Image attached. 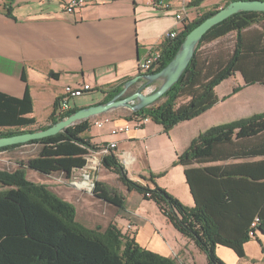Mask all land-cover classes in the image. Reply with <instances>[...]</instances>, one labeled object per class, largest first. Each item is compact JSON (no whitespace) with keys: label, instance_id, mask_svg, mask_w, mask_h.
I'll return each instance as SVG.
<instances>
[{"label":"trees","instance_id":"obj_1","mask_svg":"<svg viewBox=\"0 0 264 264\" xmlns=\"http://www.w3.org/2000/svg\"><path fill=\"white\" fill-rule=\"evenodd\" d=\"M219 10H211L186 25L177 38H168L159 48L160 65L155 73L173 60L193 29ZM263 22L264 13L241 12L213 27L178 83L154 104L132 112V117L149 119L169 133L180 123L215 107L220 101L216 88L238 73L244 87L264 86V26L253 30ZM233 34L232 50L227 55L203 51ZM23 80L27 82L24 74ZM129 80L119 87L102 89L108 94L102 103L113 100ZM242 89L235 87L233 94ZM60 100L55 101L49 125L26 130L38 123L29 117L34 113L29 86L21 99L0 92V137L46 130L82 109L60 114ZM91 129L92 121L88 119L65 133L0 149V153L21 147L38 150L35 158L15 171L0 170V264H178L173 258L142 248L115 224L86 227L77 220L74 204L46 184L28 179V170H32L42 176L62 175L70 180L74 172L85 167L89 151L100 147L85 136ZM175 165L184 168L194 207L185 206L158 187L152 175L141 177L142 182L132 180L115 151L102 162L128 192H137L153 202L180 235L194 242L207 264H226L217 255L219 246L244 258L245 246L253 239L250 232L254 223V238L264 236V112L209 128L177 156ZM93 195L119 210L125 209V195L103 182H96Z\"/></svg>","mask_w":264,"mask_h":264},{"label":"crops","instance_id":"obj_2","mask_svg":"<svg viewBox=\"0 0 264 264\" xmlns=\"http://www.w3.org/2000/svg\"><path fill=\"white\" fill-rule=\"evenodd\" d=\"M84 1L82 8L68 13L70 0H0V92L21 99L29 86L34 101V113L29 117L36 118L37 124L50 118L55 101L67 86L88 84L94 92L84 96L99 93L97 99L83 105L75 102L78 108L100 103L108 95L102 89L120 86L141 75L139 63L159 49L171 31L182 32L186 25L211 10L221 9L228 0H220L217 8L208 10L199 6L200 0H164L171 5L169 12L157 7L156 0ZM183 8L188 21H177L175 16ZM224 82L216 88L221 101L233 95L231 90L219 95ZM215 107L180 123L169 133L150 120L137 128L133 117H112V122L101 129L92 125L85 136L97 146L116 142V156L128 175L132 173L131 179L138 181L149 171L154 173L159 162L170 166L172 158L186 151L196 137L221 125V118L213 112ZM96 121L101 120L92 124ZM121 127H129V131L112 134ZM164 186L184 205L194 207L187 183L177 179ZM123 194L126 207L116 218L118 224L114 223L123 234L119 218L126 217L132 229H128V224L125 235L134 238L142 248L173 259L177 250H199L194 242L177 232L153 202L137 192L126 190ZM85 226L94 229L101 225Z\"/></svg>","mask_w":264,"mask_h":264},{"label":"rangeland","instance_id":"obj_3","mask_svg":"<svg viewBox=\"0 0 264 264\" xmlns=\"http://www.w3.org/2000/svg\"><path fill=\"white\" fill-rule=\"evenodd\" d=\"M219 2L220 0H203L202 2H200L199 6L204 7L205 10H208L213 7L219 6ZM56 3L60 6L57 1ZM183 15H185V12ZM263 26L264 22L262 24L254 26L253 30L262 29ZM233 41L234 34L217 43L205 47L203 51L206 53L213 52L227 55L232 50ZM159 86L160 83H155L150 86L145 93L149 94L150 92L158 89ZM239 86L243 87L241 91L233 94L229 99H224L222 101L220 100L216 107L213 109V112H215V114H217L221 118L219 124L264 112V86L256 84L253 86L244 87V80L239 73L229 81L224 82L221 89L219 90V95H222L228 90H231V92H233L232 90H234L235 87ZM99 96L100 95L97 92L88 96L77 97L72 101V105L74 108H78L77 106H75V102H80V105H83L91 99H97ZM112 117L131 118L132 111L127 108H119L106 114L90 118V120H102ZM49 124L50 121L48 119L45 122L32 126L26 130H37ZM94 130L97 129L94 128ZM0 132H2V130H0ZM171 144L174 143L172 142ZM171 153L174 154L173 149H171ZM37 154L38 150L36 149V147H21L13 151L6 152L0 156V170L15 171L29 159L35 158ZM176 160L177 158L173 157L171 160V164H169L170 166H166L161 162L157 163L155 165L156 168H154V173L149 171L146 178H150L151 175L154 176L155 183L162 189H166L164 186L166 183H174L175 181H177V179H180L182 180V182L186 183L182 167L179 165H175ZM80 175L81 173L78 171L74 172L73 174V176L77 178H81ZM131 176L132 173L130 172L129 177L131 178ZM28 179L35 183L46 184L50 188V190L57 194L59 197L67 202L74 204L78 210L77 220L80 221V223L88 225L90 227H95L96 225H101L102 227H104L109 224H118L116 218L120 212H124V210H119L118 208L95 198L93 192L89 193L76 190L68 184V179H66L62 175L46 177L32 170H28ZM96 180L105 183L111 189L116 190L117 192H120L122 194L126 191V188L120 182L118 176L104 168L98 171ZM138 181L142 182L141 179ZM166 191L170 195H172L168 190ZM90 212H93V214L91 213V215L88 216V213L90 214ZM127 219L128 218L126 217L119 218V223L123 226L124 234L128 232V230L126 229L127 225L132 224ZM136 229L137 226L136 224H134L133 231L135 232ZM245 251V257L240 258L231 249H228L226 247H217L216 250L218 257L222 259L226 264H264V236H260L259 239L253 238L245 246ZM167 252L172 254L171 251ZM177 252L178 255H176L175 260L178 264H207L205 255L199 250H177Z\"/></svg>","mask_w":264,"mask_h":264},{"label":"water","instance_id":"obj_4","mask_svg":"<svg viewBox=\"0 0 264 264\" xmlns=\"http://www.w3.org/2000/svg\"><path fill=\"white\" fill-rule=\"evenodd\" d=\"M241 12L264 13V1L235 0L230 2L185 37L173 60L162 71L136 76L124 84L123 90L113 100L108 103H102L101 101L98 104L82 108L69 118L54 124L46 130L0 137V149L13 145L26 144L30 141L54 136L59 133H65L69 127L81 121L106 114L119 108H127L132 112H138L149 107L161 99L178 83L193 59L205 34L216 25ZM141 81L143 83L134 93L126 95L131 86ZM155 83H160L158 89L146 94V90Z\"/></svg>","mask_w":264,"mask_h":264},{"label":"built area","instance_id":"obj_5","mask_svg":"<svg viewBox=\"0 0 264 264\" xmlns=\"http://www.w3.org/2000/svg\"><path fill=\"white\" fill-rule=\"evenodd\" d=\"M85 4L84 0H70L66 11L68 13H74L79 8H82ZM155 5L158 7L160 6L163 8L165 12H169L171 10V5L164 0H156ZM185 12V15H183ZM177 21H188V15L183 8V10L178 13L176 16ZM179 33L177 31H171L167 35V39H175L177 38ZM160 58H161V51L157 49L155 51H151L147 57L139 63V71L141 75H147L155 73L156 70L159 68L160 65ZM103 93H106L104 90H101ZM91 92H94V88L90 85H83L79 87H72L67 86L65 87L62 96L60 97V106H59V113L65 114L74 109L72 105V101L77 97H82L87 95ZM137 128L142 127L145 122H148L149 119H142L139 117L133 118ZM65 120V119H64ZM112 120L110 118L102 119L101 121H96L92 125L97 128H103L105 124L111 123ZM129 131V127H121L116 128L112 131V134H117L119 132H127ZM117 150V143L111 142L107 145L100 146L97 150H90L89 154L86 157V165L82 170L78 172L81 173V178H77L72 176L70 180H68V184L79 190L81 192H89L92 193L96 187V176L100 169L103 168L102 162L105 156L109 155L111 151ZM4 152L0 153V156L3 155ZM256 223L252 225V231L250 232V237L254 238L257 234L256 230ZM128 229H132L131 225H128Z\"/></svg>","mask_w":264,"mask_h":264},{"label":"flooded vegetation","instance_id":"obj_6","mask_svg":"<svg viewBox=\"0 0 264 264\" xmlns=\"http://www.w3.org/2000/svg\"><path fill=\"white\" fill-rule=\"evenodd\" d=\"M128 82V81H127ZM126 82V83H127ZM125 83V84H126ZM143 82L141 81V82H139L138 84H136V85H133V86H131L130 88H129V90L127 91V94L126 95H130V94H132V93H134L138 88H139V86H141V84H142ZM119 87V86H118ZM123 90V89H122Z\"/></svg>","mask_w":264,"mask_h":264}]
</instances>
